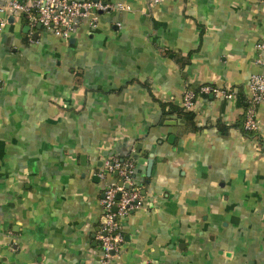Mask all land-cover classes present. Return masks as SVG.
<instances>
[{
	"label": "crops",
	"instance_id": "1",
	"mask_svg": "<svg viewBox=\"0 0 264 264\" xmlns=\"http://www.w3.org/2000/svg\"><path fill=\"white\" fill-rule=\"evenodd\" d=\"M104 1L127 10L68 41L0 22V264H101L109 156L136 160L144 198L113 264H264V102L258 138L240 127L264 1ZM203 85L235 98L199 95L193 123L164 116Z\"/></svg>",
	"mask_w": 264,
	"mask_h": 264
},
{
	"label": "built area",
	"instance_id": "2",
	"mask_svg": "<svg viewBox=\"0 0 264 264\" xmlns=\"http://www.w3.org/2000/svg\"><path fill=\"white\" fill-rule=\"evenodd\" d=\"M157 2L159 0L152 1ZM114 9L127 10L121 5H111L104 0H31L30 4L13 0L0 5V14L4 16L0 22L5 23V16L26 15L33 25L39 24L55 36L68 41L86 19H91L96 24L100 13H110ZM260 63L264 65L261 61ZM198 90L201 94L224 100L235 98L232 91L213 85H203ZM249 91L242 126L244 131L253 133L258 131L259 108L264 102V73L251 77ZM196 97L194 90L185 93L183 105L187 110L194 108ZM136 171L135 159L109 156L104 159L97 173L98 178L104 181L108 177H114L107 182L101 201L104 210L98 235L103 254L101 264H113L124 245L122 221L144 206L142 188L136 182Z\"/></svg>",
	"mask_w": 264,
	"mask_h": 264
},
{
	"label": "trees",
	"instance_id": "3",
	"mask_svg": "<svg viewBox=\"0 0 264 264\" xmlns=\"http://www.w3.org/2000/svg\"><path fill=\"white\" fill-rule=\"evenodd\" d=\"M188 90H194V89H192L191 87H188L187 91ZM194 92H195V94H196L197 97L199 95H204V94H201L198 89L197 90H194ZM197 97H196V100H197ZM247 105L248 104H247L246 100L243 99L242 106H244L245 110L247 108ZM160 106L163 109V112H164V116L165 117H168V116L173 115V114H177L179 116V118H183L185 121H187L189 123H193L194 122L195 114L191 110H187L184 107L183 103H182V106L179 107V106L174 105L172 103L160 102ZM166 108H168L169 110L167 111ZM242 125L243 124L241 123V125H240L241 131L243 132V134L246 137L251 138V139H257L258 138L257 132H253V133L246 132V131L243 130V126ZM257 140L259 141L261 147L264 148V145H263L262 140L260 138H258Z\"/></svg>",
	"mask_w": 264,
	"mask_h": 264
},
{
	"label": "water",
	"instance_id": "4",
	"mask_svg": "<svg viewBox=\"0 0 264 264\" xmlns=\"http://www.w3.org/2000/svg\"><path fill=\"white\" fill-rule=\"evenodd\" d=\"M94 1H98V0H94ZM27 28H28V30H30V27H27ZM38 28L39 29L42 28L41 25H38ZM137 152L139 153L140 151L138 150ZM152 166H153V162H152V160H150L148 163V177L151 176ZM118 198H119V196H118Z\"/></svg>",
	"mask_w": 264,
	"mask_h": 264
}]
</instances>
